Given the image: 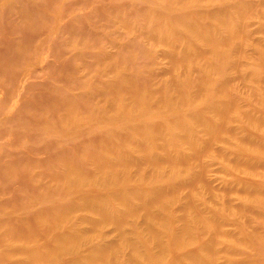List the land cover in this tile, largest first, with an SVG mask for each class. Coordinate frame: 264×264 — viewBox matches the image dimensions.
<instances>
[{
    "label": "rangeland",
    "instance_id": "1",
    "mask_svg": "<svg viewBox=\"0 0 264 264\" xmlns=\"http://www.w3.org/2000/svg\"><path fill=\"white\" fill-rule=\"evenodd\" d=\"M0 264H264V0H0Z\"/></svg>",
    "mask_w": 264,
    "mask_h": 264
},
{
    "label": "bare ground",
    "instance_id": "2",
    "mask_svg": "<svg viewBox=\"0 0 264 264\" xmlns=\"http://www.w3.org/2000/svg\"><path fill=\"white\" fill-rule=\"evenodd\" d=\"M174 4H175V3H174ZM32 23H33V22H32ZM2 95H3V94H2ZM10 114H11V113H10ZM151 127H152V126H151ZM142 135H143V134H142ZM83 145H84V144H83ZM167 154H168V153H167ZM117 158H118V157H117ZM155 162H156V161H155ZM118 166H119V165H118ZM119 171H120V170H119ZM122 177H123V176H122ZM122 177H121V178H122ZM112 180H113V179H112ZM117 183H118V182H117ZM101 189H102V188H101ZM111 192H112V191H111ZM111 192H110V193H111ZM115 194H116V193H115ZM118 197H119V196H118ZM119 198H120V197H119ZM107 215H108V213H107ZM212 239H213V238H212ZM5 243H6V242H5ZM6 244H7V243H6Z\"/></svg>",
    "mask_w": 264,
    "mask_h": 264
}]
</instances>
